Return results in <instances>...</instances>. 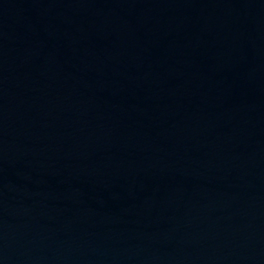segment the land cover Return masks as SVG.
I'll list each match as a JSON object with an SVG mask.
<instances>
[{
	"label": "water",
	"instance_id": "95a60500",
	"mask_svg": "<svg viewBox=\"0 0 264 264\" xmlns=\"http://www.w3.org/2000/svg\"><path fill=\"white\" fill-rule=\"evenodd\" d=\"M0 264H264V0H0Z\"/></svg>",
	"mask_w": 264,
	"mask_h": 264
}]
</instances>
